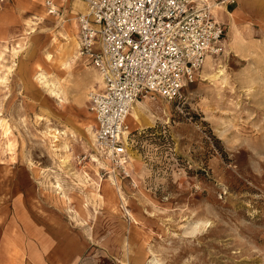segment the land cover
<instances>
[{
	"label": "rangeland",
	"instance_id": "374dc122",
	"mask_svg": "<svg viewBox=\"0 0 264 264\" xmlns=\"http://www.w3.org/2000/svg\"><path fill=\"white\" fill-rule=\"evenodd\" d=\"M46 2L0 4V264H264V17L233 14L207 75L141 100L124 177L87 132L89 65L47 60L69 41Z\"/></svg>",
	"mask_w": 264,
	"mask_h": 264
},
{
	"label": "built area",
	"instance_id": "2783aa9c",
	"mask_svg": "<svg viewBox=\"0 0 264 264\" xmlns=\"http://www.w3.org/2000/svg\"><path fill=\"white\" fill-rule=\"evenodd\" d=\"M84 2L85 11L76 18L78 58L102 81V89L88 96L96 152L127 177L125 120L132 105L147 97L179 98L207 58L221 53L226 28L213 13L212 0Z\"/></svg>",
	"mask_w": 264,
	"mask_h": 264
},
{
	"label": "crops",
	"instance_id": "0c3cea01",
	"mask_svg": "<svg viewBox=\"0 0 264 264\" xmlns=\"http://www.w3.org/2000/svg\"><path fill=\"white\" fill-rule=\"evenodd\" d=\"M44 0H32V4L34 3H40ZM219 0H212L213 2V13L216 16V18L223 24L225 22H228L230 20V17L234 14H240V15H250L251 13L256 16V17H264V0H234V3L236 4L235 7H230L231 5L223 4V5H218L216 4ZM47 2L50 3V6L53 7L55 6L56 12L58 11V7H64L63 9V17H67V19L62 18V22L64 23L65 29H66V40L69 41V37L72 35L75 37L76 42L77 41V22L76 18L78 14L83 13L85 11V6H84V0H47ZM45 3V5L47 4ZM230 7V9H228ZM41 16V14H40ZM42 17V16H41ZM40 17V19H41ZM74 19L76 28L73 27L72 25V20ZM71 23V25H70ZM61 42V41H59ZM70 42V41H69ZM69 42H64L63 44L61 43V57H63V61L66 62L67 65L69 63L75 62L77 59H67V54H68V48L69 47ZM78 49V46H77ZM54 58L57 59V55L54 56ZM65 58V60H64ZM62 59V58H61ZM61 59H57V62ZM92 71V77L94 79V82L96 84L95 88H93L90 92L92 91H100L102 89V81L101 78L99 80H95V76H99L97 71L92 68L88 67ZM92 83V82H91ZM90 83V84H91ZM141 101V100H140Z\"/></svg>",
	"mask_w": 264,
	"mask_h": 264
},
{
	"label": "bare ground",
	"instance_id": "6f19581e",
	"mask_svg": "<svg viewBox=\"0 0 264 264\" xmlns=\"http://www.w3.org/2000/svg\"><path fill=\"white\" fill-rule=\"evenodd\" d=\"M53 8H54V11H56L55 7H53ZM52 12L53 11H50V13H52ZM70 25H71V23H70ZM72 25H73L74 28H76V24H75L74 19L72 20ZM68 40L70 42H69V47H68L67 59H77L78 58V53H77L78 43L76 42L75 37H73L72 35L69 37ZM240 41H241V38L237 34H235V36L233 37V39L231 41L230 46L231 45H238ZM60 45H61V43L57 39H55V41H54V49H55V52H56V55H57V59H61L62 58L61 60H59L57 62V59L54 58V57H51L50 55H48L46 57H47L48 61L50 60L49 62H51L53 64L56 63L58 68H63L64 69V68L67 67V64H66L65 61H63V57H61L62 50H61ZM208 59H210V58H207V60ZM64 60H65V58H64ZM207 60H206V62L204 64V67H203V73L205 75H207L209 73V71L213 67V64H211V62L207 63ZM35 68H36V70H40L41 69V64L37 62V64L35 65ZM99 78L100 77L95 76V80H99ZM145 99L147 100V98H145ZM144 112H145L144 105H143V102H141L140 100H138L135 104L132 105V107H131V109H130L127 117H126V120H125V122L127 124L126 134L131 133V132L135 131L138 128H141L147 122L148 119H147L146 115L144 114ZM91 128H92V124L90 122H87V132L90 133V135H91L90 137H92V140H93L92 144L95 147V139H94V135H93V133L91 131ZM6 130L8 131V129H6ZM95 150H96V147H95ZM106 187L109 188L110 184L106 183Z\"/></svg>",
	"mask_w": 264,
	"mask_h": 264
}]
</instances>
